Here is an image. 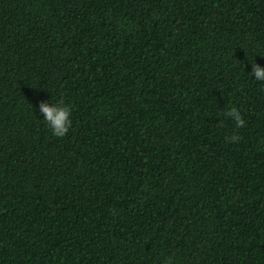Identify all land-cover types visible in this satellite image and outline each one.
I'll return each instance as SVG.
<instances>
[{"label":"trees","instance_id":"obj_1","mask_svg":"<svg viewBox=\"0 0 264 264\" xmlns=\"http://www.w3.org/2000/svg\"><path fill=\"white\" fill-rule=\"evenodd\" d=\"M254 63L264 0H0V264H264Z\"/></svg>","mask_w":264,"mask_h":264},{"label":"clouds","instance_id":"obj_2","mask_svg":"<svg viewBox=\"0 0 264 264\" xmlns=\"http://www.w3.org/2000/svg\"><path fill=\"white\" fill-rule=\"evenodd\" d=\"M252 68L255 72V79L257 81H264V68L259 67L257 64H252ZM40 112L43 114V120L46 122L52 135L61 138L64 137L71 125L70 108L64 104L63 99H60L57 103L49 104L41 102L39 104ZM227 115L231 117L236 124L237 128L244 127L245 121L243 120L238 109L233 107L229 109ZM237 135H232L227 139L229 141L237 140ZM164 264H171V258L166 260Z\"/></svg>","mask_w":264,"mask_h":264}]
</instances>
